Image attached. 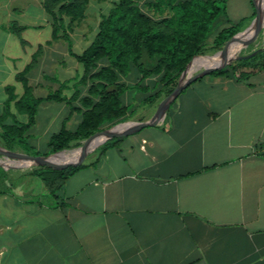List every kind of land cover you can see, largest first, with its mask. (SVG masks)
Instances as JSON below:
<instances>
[{"label": "crops", "instance_id": "crops-1", "mask_svg": "<svg viewBox=\"0 0 264 264\" xmlns=\"http://www.w3.org/2000/svg\"><path fill=\"white\" fill-rule=\"evenodd\" d=\"M2 26L6 49L19 40L31 56L52 38L49 18L35 45ZM207 72L158 123L86 156L56 196L4 171L0 264H264V68Z\"/></svg>", "mask_w": 264, "mask_h": 264}, {"label": "trees", "instance_id": "trees-1", "mask_svg": "<svg viewBox=\"0 0 264 264\" xmlns=\"http://www.w3.org/2000/svg\"><path fill=\"white\" fill-rule=\"evenodd\" d=\"M227 1L115 0L108 12L102 14L91 43L78 53L73 48L70 31L86 17L91 0H42L50 16L52 38L67 41L69 54L82 63L83 72L64 80L55 77L58 87L51 88L47 95H36L29 73L36 66L40 46L32 61L16 74V80L23 86L22 93H15L12 85L6 88L9 96L4 116L0 117V139L9 149L20 145L29 152L33 146L30 145L31 131L45 102L65 103L70 113L60 130L50 135L47 149L36 155L68 149L73 142L87 143L103 129L130 120L144 107L157 105L175 90L192 59L208 50L225 49L240 34L247 17L232 20L228 16ZM258 1L261 6L263 0ZM250 2L255 16L257 3ZM8 28L21 36L27 26L12 24ZM199 59L190 64L188 74ZM251 59L253 57L215 64L207 73L231 72L245 79L264 68V61L252 65ZM11 103L17 114L11 111ZM74 113L80 115L79 121L74 128H68L66 123ZM21 115L25 117L21 119ZM122 134L101 147L115 144ZM83 166L81 163L46 165L35 173L46 190L56 196L66 180Z\"/></svg>", "mask_w": 264, "mask_h": 264}, {"label": "rangeland", "instance_id": "rangeland-1", "mask_svg": "<svg viewBox=\"0 0 264 264\" xmlns=\"http://www.w3.org/2000/svg\"><path fill=\"white\" fill-rule=\"evenodd\" d=\"M2 1L9 2L6 8L3 7L0 10L3 29L8 28L7 26L12 24L30 25L31 27L26 31H22L20 36V39L24 41L27 40L26 42H28V44L31 42L35 45V42L33 41H35L36 38H40L41 40L48 38L47 36L50 35V31L48 30V28H44V33L38 36V31L34 27H32L33 25L45 24L47 18H49L50 20V16L45 12L43 6L40 4V0ZM114 1L115 0H91L87 9L86 17L81 22L76 24L70 31V35L73 40V48L76 52L81 53L91 43L98 30V24L102 14L108 12ZM227 5L228 16L232 20H238L245 16L247 17V19L245 20L244 27L241 32L245 28L246 29L240 35L239 39L234 40L235 42H230L225 49H232L236 45V43L245 36H249L250 39H253L255 36L261 34L264 31V18L261 20V18L264 16V9L262 10L260 16L253 21L256 15L253 18L255 10L250 4L249 0H228ZM262 5L263 4L261 3V7ZM3 33L4 32H2L0 39V117L4 116L7 105L6 100L9 96L6 88L12 85L14 87H17L20 91L23 89L22 84L19 81L16 80V82L14 80V76L16 72L18 73L25 68L26 63H30L32 61L31 50L29 49V46L27 48L24 47L25 49L19 47V40L18 42H13V45L11 44V46L9 47L10 49H6V46H4L5 41ZM41 46L42 47L41 49H39V56L36 66L29 73L30 84L34 86L36 95H47L51 88L54 89L58 87V82L54 79L55 77L59 78L60 80H64L81 75V73L83 72L82 63L69 54L67 41L64 38L56 40L50 38L49 41L45 42ZM36 48L38 50L39 47L37 46ZM256 48L257 47L255 46H251L246 52L242 54L249 53ZM217 52L218 51L213 52L211 50H208L205 54H203V56H211ZM262 53L263 52H258V57H253V59L250 60V63L252 65L261 63L264 59L262 58L264 55ZM197 65L199 67L201 63ZM208 66H211V63L200 67L190 78L193 79L195 75H197L203 69H206ZM47 75L51 78H47ZM67 92L71 94L70 91ZM166 98L167 97L163 98L160 102H158L157 105L140 109L137 115L131 118L130 121H146L148 118L154 115L161 102ZM11 111L17 114L14 103H11ZM69 113V105L65 103L45 102L40 106L37 124L31 131L32 138L30 139V145L33 146L30 148L29 152H27L26 149H24L20 145H15L12 149H9L5 146L1 139L0 145L16 153L36 155L35 153L38 151L44 152L47 149V141L50 135L60 130L63 121L67 116H69ZM19 117L22 119L25 116L21 115ZM79 118L80 115L74 113L66 123V126L68 128H74L78 123ZM108 128L110 127L103 129V131ZM1 131L2 130L0 128V132ZM98 135L92 137L91 139H94ZM85 144V141H81L80 143L73 142L72 146L65 150L75 152ZM86 159L87 158L85 157L81 162L85 161ZM0 161H2V163H0L1 178H4V171H10L9 173H15L17 177H19L20 175H32L33 177L40 179L35 171H39L41 167L46 166H23L21 165L22 162L19 159L8 156L2 152H0ZM39 181L41 182L38 186L42 185L46 189L42 180L40 179Z\"/></svg>", "mask_w": 264, "mask_h": 264}, {"label": "water", "instance_id": "water-1", "mask_svg": "<svg viewBox=\"0 0 264 264\" xmlns=\"http://www.w3.org/2000/svg\"><path fill=\"white\" fill-rule=\"evenodd\" d=\"M255 1L257 3V6H258V12L256 14V17L253 19V21L257 17L260 16L261 11H262V8L259 4V1L258 0H255ZM244 30L242 32H240V34L235 38V40L239 39L240 35L244 32ZM226 51H227V49H223V50H220L211 56L201 55L197 58L192 59L189 62V64L187 65L186 69L182 72L180 79H179V83H178L177 87L175 88V90L169 96H167V98L165 100H163L161 102L158 109L156 110V112L154 113V115L150 119H148L146 121H142V122L130 121V120L119 122V123L113 125L112 127L100 132L97 137H95L94 139H91L85 145L80 147L79 152L73 161L65 162V163H54L51 161L52 156L59 154L63 150L58 151V152H54L51 154H46V155L45 154L44 155H32V154H23V153L12 152V151L4 148L2 145H0V152L6 154L8 156H11L13 158L19 159L22 162L21 165H23V166H26V165H28V166L29 165H49V166L58 167V166H70V165H75V164L81 163V161L86 156H88L90 153L94 152L103 143L110 140L114 136L121 134V133L137 131L139 129H142L145 126L158 123L160 121L161 117L164 118L169 107H170V105H171V103L181 94L183 88L186 87V85L192 80V78H190V77L188 78V68H189L190 64L193 61H195L196 59L205 58V57H214L218 53L223 52L221 54L220 58L215 60L214 62L216 64H219V63L227 64L230 61H235V60L251 57L254 54H256V52H257V50H256V51H253L251 53L230 55V54H227ZM214 66H215L214 64L211 66H208L206 68L207 71H209ZM0 163H2V161H0Z\"/></svg>", "mask_w": 264, "mask_h": 264}, {"label": "bare ground", "instance_id": "bare-ground-1", "mask_svg": "<svg viewBox=\"0 0 264 264\" xmlns=\"http://www.w3.org/2000/svg\"><path fill=\"white\" fill-rule=\"evenodd\" d=\"M261 8H262V10L264 9V3H263V5H262ZM263 18H264V16L261 18V20ZM251 26H252V23H251ZM251 26H250V28H251ZM260 45H264V31L261 34L255 36L253 39H250L249 36H245V37L241 38L236 43V45L232 49L227 50L226 53L227 54H230V55L242 54V53L246 52L251 46H260ZM222 53L223 52L218 53L214 57L200 58L195 63L196 66L194 67V69L192 70V72L190 74H188V78L191 77L192 75H194L196 73V71L200 67H202L203 65H207V64H210V63H211V65H213V64L215 65L216 63L214 61L217 60V59H219ZM200 63H201V65L198 67L197 64H200ZM161 119H163V117H161L160 120ZM78 152H79V150L78 151H75V152L63 150L59 154H57L55 156H52L51 157V161L54 162V163L70 162V161H73L74 160V158L76 157V155L78 154Z\"/></svg>", "mask_w": 264, "mask_h": 264}]
</instances>
